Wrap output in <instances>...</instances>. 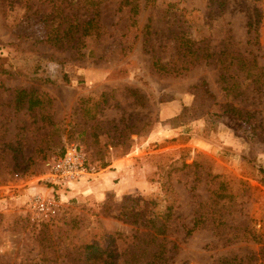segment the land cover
<instances>
[{
	"label": "rangeland",
	"instance_id": "374dc122",
	"mask_svg": "<svg viewBox=\"0 0 264 264\" xmlns=\"http://www.w3.org/2000/svg\"><path fill=\"white\" fill-rule=\"evenodd\" d=\"M98 3L0 0V264H78L87 244L105 252L110 234L162 223L167 264H264V82L239 67L264 72V0ZM90 17L98 33L65 44ZM191 46L225 52L233 91L216 61L167 71ZM5 88L48 95L54 124ZM71 143L97 167L90 180L129 156L142 186L102 201L52 192L45 163ZM37 189L61 202L50 221L28 206ZM213 189L219 225L208 214L186 236Z\"/></svg>",
	"mask_w": 264,
	"mask_h": 264
},
{
	"label": "trees",
	"instance_id": "16d2710c",
	"mask_svg": "<svg viewBox=\"0 0 264 264\" xmlns=\"http://www.w3.org/2000/svg\"><path fill=\"white\" fill-rule=\"evenodd\" d=\"M135 2L136 0H120V8L127 5H134ZM91 3H94L95 6L99 4L98 0H91ZM131 10L133 11V8ZM250 25H252L251 22ZM99 27L100 26L95 22L94 17H90V19L84 22H72L68 24L63 30L62 37L64 43H70L73 41V39L79 38L83 34L89 35L98 33ZM186 50H188V53H185L182 59H179L177 62H175L171 68H168L169 70L167 71L169 73H180L181 70H186L194 63L203 60L216 61L221 65V81L223 90H228L229 92L234 90L236 82L232 83L230 80V78H233L234 75L231 72L229 64L226 62L227 58L223 55L225 52L210 51L201 49L200 47L193 49V46ZM240 59L246 60L244 57H241ZM160 67L164 68L165 65L160 64ZM239 67L244 71L246 78L257 76V79H255L256 82H264V80L261 79L264 72L262 71V68L257 67L254 60L250 66L239 64ZM246 67H249V69H245ZM203 84H205V82H203ZM0 85L3 86L1 83ZM5 89L8 91L9 95L12 96V99L9 101V103L14 104L16 111L23 109L25 106H27V110L32 113L35 112L36 109H39L42 116L48 119L50 123L54 124L50 114L45 112V109L52 103V99L48 95L44 94V97L42 98V96L37 95L33 90L28 91L22 88ZM1 105L2 103L0 102V106ZM231 111L233 113H240V110H237L235 107L231 108ZM15 151L20 150L15 149ZM18 153L19 152H16L15 158H19ZM262 172L264 173V169H262ZM208 200L209 201L207 204L210 207L208 211L200 212L199 216L195 218L194 224L192 226H184L186 229V236L191 235L194 230L203 223V221L206 219L205 216L208 214H210L211 217V215L215 213L213 221L219 225L218 221L220 216L219 209L217 207L220 203L221 196L218 194L217 189H213ZM122 213L120 216L123 215ZM167 228L168 224L162 223L160 227H156V229H137L132 235H125L121 232L110 234V244L115 243L114 248L107 249L108 251L104 252L101 247H98L94 244H87L81 252L83 258L78 259V264H167L169 258L166 256L164 238Z\"/></svg>",
	"mask_w": 264,
	"mask_h": 264
},
{
	"label": "built area",
	"instance_id": "2783aa9c",
	"mask_svg": "<svg viewBox=\"0 0 264 264\" xmlns=\"http://www.w3.org/2000/svg\"><path fill=\"white\" fill-rule=\"evenodd\" d=\"M45 166L47 173L43 180L52 192L58 187L91 179L97 173V167L88 162L75 143L68 145L61 156L48 159ZM28 206L40 219L50 221L59 214L61 202L53 194L37 190L31 195Z\"/></svg>",
	"mask_w": 264,
	"mask_h": 264
},
{
	"label": "crops",
	"instance_id": "0c3cea01",
	"mask_svg": "<svg viewBox=\"0 0 264 264\" xmlns=\"http://www.w3.org/2000/svg\"><path fill=\"white\" fill-rule=\"evenodd\" d=\"M102 169L103 172H100L92 180L83 179L60 187L59 190H63V193L67 192L68 195L65 197L68 198L79 197L102 201L112 193L124 195L142 186V180L137 179L134 175V169L130 163L129 156H116L112 160V163L108 164V167Z\"/></svg>",
	"mask_w": 264,
	"mask_h": 264
}]
</instances>
